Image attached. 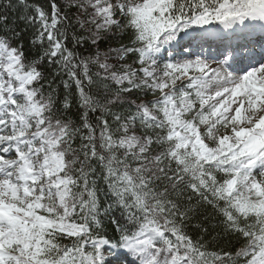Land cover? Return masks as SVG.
<instances>
[{
	"label": "snow or ice",
	"instance_id": "6c2138e0",
	"mask_svg": "<svg viewBox=\"0 0 264 264\" xmlns=\"http://www.w3.org/2000/svg\"><path fill=\"white\" fill-rule=\"evenodd\" d=\"M0 264H264V0H0Z\"/></svg>",
	"mask_w": 264,
	"mask_h": 264
}]
</instances>
